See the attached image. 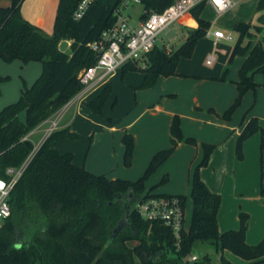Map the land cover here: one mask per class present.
Masks as SVG:
<instances>
[{"label": "trees", "instance_id": "obj_1", "mask_svg": "<svg viewBox=\"0 0 264 264\" xmlns=\"http://www.w3.org/2000/svg\"><path fill=\"white\" fill-rule=\"evenodd\" d=\"M79 1H59L52 34L44 33L22 17V0L0 5V59L19 60L22 64L37 61L42 65L34 82L29 87L23 85L18 99L0 109V176L7 167L20 166L32 152L33 143L27 134L81 90L80 72L93 65L98 57L90 44L98 42L102 32L116 23L114 10L121 0H94L81 18L74 19L73 12ZM174 1L140 0L141 18L151 11H162ZM205 3L201 1L190 10L196 26L187 31L184 41L175 50L168 51L156 43L143 55V66L138 64L139 60H129L119 69L121 77L128 71H141L143 80L139 88L145 89L153 86L159 76L176 75L178 62L192 56L197 42L210 27L201 17ZM263 9L264 0H258L256 11ZM258 22H239L233 27L237 37L229 61L235 56L243 60L235 81L237 96L221 115L225 120L240 105L243 95L258 86L254 75L260 73L264 78V42L259 34L264 16ZM63 40H69L70 44L60 51L59 43ZM8 79L0 75V83ZM111 91V82L107 80L99 94L85 106L102 116ZM257 131L262 133L261 146H264V130L256 117L248 118L236 139L237 158L243 156V141ZM169 134L170 146L158 150L143 175L130 181L110 179L75 165L71 152L59 153L51 148V143L63 138L79 139L80 135L68 129L51 132L35 151L11 192V214L0 225V264H176V261L182 264V257L190 253L197 242L214 244L222 252L228 250L243 259L242 264H264V238L256 244L245 241L246 214L239 215L237 229L223 232L218 229L221 196L210 190L200 176V169L207 166L214 144H201L203 157L190 181V222L186 230L181 231L178 250L168 226L139 216L134 204L152 195L144 186L145 180L178 143L196 145L194 138L183 135L178 115L171 119ZM122 143L123 162L129 166L133 136L125 133ZM168 179V173H164L160 184ZM261 193L264 195V189ZM161 195L176 196L184 209L183 195ZM130 241L137 244L130 247ZM204 260L208 262L209 258L204 256ZM220 263L234 264L223 255Z\"/></svg>", "mask_w": 264, "mask_h": 264}, {"label": "crops", "instance_id": "obj_2", "mask_svg": "<svg viewBox=\"0 0 264 264\" xmlns=\"http://www.w3.org/2000/svg\"><path fill=\"white\" fill-rule=\"evenodd\" d=\"M59 1L22 0L20 13L25 20L39 27L44 33L52 34ZM233 1L235 2L234 6L222 14H217L206 2L201 17L209 22V28L224 32L231 31L236 39L237 33L233 31L234 25L239 22L259 24L258 20L264 16V9L256 11L258 0ZM10 2L11 0H0V5L8 6ZM138 4L141 11L135 21L125 11V15L133 27L142 20L143 6ZM195 26L194 19L188 13L177 21L176 25L172 27V31L176 35L183 36L184 33L186 37L187 31ZM204 39H209L216 47L224 45L226 48L224 47L225 49L221 52L222 57L219 58L213 54V62L216 64L214 66L213 63L207 65L211 66L207 71L183 70L180 66L181 62L189 61L193 57L199 42ZM234 41L220 39L214 42L212 37H202L197 42L192 57L182 58L178 62L176 75L159 76L153 86L141 88L142 91H135L133 98H129L123 104L121 113L126 111L129 115L128 121H114L110 124L103 121L104 114L107 113V103L111 96L108 97L103 107L102 116L96 115L85 106L86 102L99 94L104 83L92 88L83 97L86 100L79 98L76 94L57 112L27 134L33 143L32 151H37L51 132L68 129L78 133L80 139L75 141H72L71 138L58 139L51 143V148L59 153L71 152L73 154L72 161L75 165L82 166L95 174V171L92 170L94 169L95 158H99L105 165L109 163L112 165L114 162L119 165L120 157H123L124 153L122 137L125 133L131 134L134 138L132 157H152L158 150L168 148L170 146L169 127L171 119L174 115H178L183 135L194 138L196 145L180 142L169 157L179 156L186 151V157L194 153V157L198 160L199 157H203L201 144H214L215 147L207 166L200 169V176L210 190L219 193L221 196L217 212L218 229L220 232L237 229L240 224L239 215L244 213L247 215L245 241L248 244L258 243L264 238V195L261 193V189H264L262 133L257 131L243 141L242 158L236 157L235 144L243 124L250 117H256L258 125L264 130V78L262 74L256 73L254 75V80L258 84L256 89L248 90L243 95L240 105L228 120L221 117L237 96L235 81L243 58L235 56L232 61H229ZM224 42L230 44L227 45ZM231 63L234 65V75L228 68ZM41 69L42 65L37 61L22 64L19 60H13L10 65H5L0 61V75L9 77L7 81L0 83V108L16 101L22 90L21 86L31 85L40 74ZM224 70L227 71L224 78L221 79ZM132 72L128 71L121 77V71L117 70L110 74L107 80L111 82L112 89V81L115 78H122L130 87L138 88L142 83L143 74L133 77ZM11 73H19L23 82L10 84ZM174 83H177V86H174ZM52 122H56L57 125L47 133L46 129L51 126ZM84 151L85 157L83 159ZM88 158L90 160H87ZM199 162H195V166ZM108 178L115 179L118 177ZM157 192L182 195L165 192V190ZM209 262L210 259L208 264Z\"/></svg>", "mask_w": 264, "mask_h": 264}, {"label": "built area", "instance_id": "obj_3", "mask_svg": "<svg viewBox=\"0 0 264 264\" xmlns=\"http://www.w3.org/2000/svg\"><path fill=\"white\" fill-rule=\"evenodd\" d=\"M94 0H80L73 12V18H81L89 5ZM130 0H121L120 5L114 10L116 23L104 30L98 42H92L90 47L98 53L96 62L82 70L79 74L81 90L77 93L83 98L92 88L105 83L110 74L119 70L129 60H140L143 55L150 51L157 43V36L166 30L171 24L181 20L190 10L201 1L207 2L217 14H222L232 8L233 0H175L160 12L151 11L133 27L128 19L118 13L123 4ZM132 3H140V0H132ZM205 36L212 37L213 41L223 39L234 41L235 37L231 31L209 28ZM214 57L208 56L206 65H211ZM57 123L52 122L46 129L49 133ZM27 158L18 167H7L4 175L0 176V225L11 214L9 203L11 192L20 178L25 167L29 163ZM139 216L147 221H161L171 229L175 239L176 250L179 249L181 231L186 230L184 225V209L176 196L151 195L134 204ZM182 264H208L204 257L190 252L182 257ZM221 264V263H220Z\"/></svg>", "mask_w": 264, "mask_h": 264}, {"label": "rangeland", "instance_id": "obj_4", "mask_svg": "<svg viewBox=\"0 0 264 264\" xmlns=\"http://www.w3.org/2000/svg\"><path fill=\"white\" fill-rule=\"evenodd\" d=\"M125 11L129 13L131 16V19L135 21L138 15L140 14L141 7L139 4L132 3V0H130L127 4H123L120 7L118 13L124 17H127L125 15ZM176 23L177 22H174L171 26H169L168 29L162 31L157 36V43L160 46H164L168 51L175 50L183 42L184 37H185L184 33H183V36H184L183 37L182 35H176L175 32L172 31V27L175 26ZM224 43L227 45L230 44L229 42H224ZM69 44H70V41L68 40V45ZM224 47H225L224 45L217 46V47L214 46L212 41H210L209 39L201 40V42H199V45L193 57L191 56L192 58L190 57L191 59H189V61L186 60V61L181 62L180 66L183 70L195 69V70L207 71L209 70L211 66L205 65L206 58H208V56H211V55L213 56V54L221 58L222 57L221 55H223L221 52L222 50L226 48ZM0 61L1 63L5 65H10L11 63V62H5L2 59H0ZM212 63H213V66L214 64H216L215 62H212ZM138 64L140 66H143L145 64V59L144 58L140 59ZM228 68L231 70V74L234 75V70H233L234 65L231 63L228 65ZM141 74H142L141 71L132 72L133 77H137L138 75H141ZM15 82L20 83V84L21 82H23L21 78L19 77V73L12 74V79L10 80V84L15 83ZM112 84H113V89L111 91V95H110L111 97L106 107L107 113L104 114V118H103L104 119L103 121L106 124L107 123L110 124L111 122L114 123V121L115 122L116 121H120V122L128 121L129 115H127L126 111L121 113L122 106L125 102L128 101L129 98H133L134 96L133 93L135 91H142L141 88L139 87L138 88L130 87L127 83H125V81L122 78L113 79ZM29 86L30 85L26 87H29ZM174 86H177V83H174ZM178 88H181V87L178 86ZM224 89L227 90V88H224ZM20 117L23 118L22 113ZM75 140H78V139H73L72 141H75ZM85 151L83 152V156H82L83 159L85 157ZM34 153L35 152L32 151L28 155L27 158L31 160ZM186 154L187 152L184 151L179 156L169 157L161 166H159L145 180L144 186L146 190H149V192L153 195L164 194V193L157 192V191L161 192L162 190H165V192L179 193V194L184 195L185 203H186L185 210H184V225L187 228L190 222V216H191V198H190L191 184H190V181H191L192 172L196 164L195 162L200 161L201 157H199L197 160V158L194 157V153L191 156L187 155L188 157H186ZM120 159L121 161L119 165L116 162H114L112 165L110 163L108 165L107 164L105 165V163L103 164V162H101L99 158L97 159L95 158L94 159L95 165H94V169L92 170L95 171V174H105L108 177H118L121 179L134 181L143 175L146 167L149 164L151 157H132L131 164L129 166H126L124 164L123 157H120ZM87 160H90V158H88ZM165 172H168L169 179L166 183L160 184L161 178ZM135 244H137L136 241L128 242V245L130 247H133ZM191 252H194L201 257L207 256L210 259L209 264H218L220 262L221 255H223L224 258L230 262L234 261L233 263L235 264H238V263L242 264L244 262L243 259L234 255L230 251L224 250L222 252L220 248H218L217 250L214 244H211L208 242L195 243L192 247ZM176 264H179V261H176Z\"/></svg>", "mask_w": 264, "mask_h": 264}, {"label": "water", "instance_id": "obj_5", "mask_svg": "<svg viewBox=\"0 0 264 264\" xmlns=\"http://www.w3.org/2000/svg\"><path fill=\"white\" fill-rule=\"evenodd\" d=\"M260 36L263 38V42H264V28H262L261 30H260ZM67 46H68V41L67 40H63V41H61L60 43H59V50L60 51H64L66 48H67ZM118 230V227H117V229H115V231L114 232H116ZM111 238V237H110Z\"/></svg>", "mask_w": 264, "mask_h": 264}, {"label": "clouds", "instance_id": "obj_6", "mask_svg": "<svg viewBox=\"0 0 264 264\" xmlns=\"http://www.w3.org/2000/svg\"><path fill=\"white\" fill-rule=\"evenodd\" d=\"M19 247V246H18Z\"/></svg>", "mask_w": 264, "mask_h": 264}]
</instances>
